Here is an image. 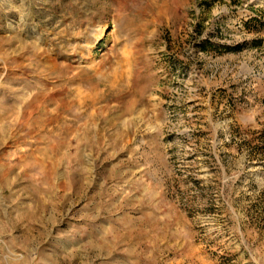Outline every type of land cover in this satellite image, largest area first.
<instances>
[{"label":"rangeland","instance_id":"1","mask_svg":"<svg viewBox=\"0 0 264 264\" xmlns=\"http://www.w3.org/2000/svg\"><path fill=\"white\" fill-rule=\"evenodd\" d=\"M0 264H264V0H0Z\"/></svg>","mask_w":264,"mask_h":264}]
</instances>
